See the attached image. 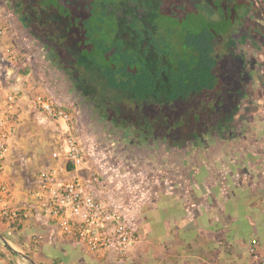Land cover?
Listing matches in <instances>:
<instances>
[{"label":"rangeland","instance_id":"rangeland-1","mask_svg":"<svg viewBox=\"0 0 264 264\" xmlns=\"http://www.w3.org/2000/svg\"><path fill=\"white\" fill-rule=\"evenodd\" d=\"M26 1L30 5L33 3L31 0H0V11L19 34L18 41L10 44L19 59L7 64L10 71L7 82L23 89L28 95V100L22 103V122L9 162L10 178L18 203H23L27 198L31 182L38 171L53 165L55 148L69 134L80 137L86 146L89 170L102 171L107 186L111 183L113 189L124 192V196L129 199L131 196L125 191L128 185L133 183V188H130L133 194L134 188L141 187L143 182L154 177L153 170L158 166L159 152L167 151L169 146L187 150L195 147L194 142L196 147L199 145V137L224 135L225 131L221 128L229 130L228 127L241 117L236 104L241 102L243 94L248 95L245 101L248 105L261 95L264 103V70H255V55L259 54V50L264 52V49H260L245 30L234 31L222 39L219 49L223 57L220 82L213 93L196 94L187 100L173 102L164 95L141 100L129 92L110 88L101 72L80 55L82 46L79 40L69 37L67 32L61 34L62 27H55L49 18V26L38 27L40 31L24 26L19 19L31 12ZM50 1L55 11L59 12L57 0ZM250 1L253 4V0ZM118 2L122 6L115 7L114 12L120 14V19L124 21L126 14L136 8L125 0ZM189 2L196 10L211 14L212 19L219 18L201 0ZM261 4L264 5V0ZM143 11L147 19H158L163 26L167 24V20L161 17L162 12L150 9L148 5ZM260 17L264 25V8ZM235 18L230 13L225 21L215 24L212 29L220 32L234 25L239 28L238 23L233 25ZM194 25L198 27L200 20L196 19ZM240 28L243 29V24ZM56 41L60 44L56 45ZM173 41L178 47L182 44L179 35H174ZM247 43L252 46L248 47ZM42 52H45V57ZM241 69L247 78H242V83L232 88L230 80ZM68 86L79 94L85 107L79 108L75 104L71 91L67 90ZM236 86L242 89L240 96L233 92ZM39 95L47 97L55 105H62L70 114L71 121L67 124L55 121L34 107L33 100ZM87 108L91 111L92 119L86 112ZM95 119L103 137L91 123ZM106 133H110L112 138H104ZM133 195L138 197L137 193Z\"/></svg>","mask_w":264,"mask_h":264},{"label":"crops","instance_id":"crops-1","mask_svg":"<svg viewBox=\"0 0 264 264\" xmlns=\"http://www.w3.org/2000/svg\"><path fill=\"white\" fill-rule=\"evenodd\" d=\"M0 28L8 29L1 54L19 34L1 11ZM261 99L240 109L242 118L224 135L199 137V145L187 150L169 146L159 152L154 177L146 183L141 177L143 184L132 191L138 197L130 193L133 183L125 189L129 199L110 183L108 194H122L140 236L124 262L95 254L31 217L16 226L0 223V234L14 249L0 242V264H28L21 253L35 264H258L249 245L253 238L264 243Z\"/></svg>","mask_w":264,"mask_h":264},{"label":"trees","instance_id":"trees-1","mask_svg":"<svg viewBox=\"0 0 264 264\" xmlns=\"http://www.w3.org/2000/svg\"><path fill=\"white\" fill-rule=\"evenodd\" d=\"M31 1V5L26 1L31 12L19 19L24 26L36 30L48 25L49 18L55 27H62L61 34L67 32L79 40L84 46H80V55L101 72L110 88L141 100L164 95L173 102L213 93L220 82L222 39L238 29L234 24L252 23L242 11L250 0H201L218 14L217 20L193 8L189 0H125L136 9L124 21L114 12L122 6L119 0H57L59 12L50 0ZM146 5L162 12L167 24L147 19ZM230 13L236 17L234 26L215 32L212 27ZM196 19L200 20L198 27ZM177 34L180 47L173 43Z\"/></svg>","mask_w":264,"mask_h":264},{"label":"built area","instance_id":"built-area-1","mask_svg":"<svg viewBox=\"0 0 264 264\" xmlns=\"http://www.w3.org/2000/svg\"><path fill=\"white\" fill-rule=\"evenodd\" d=\"M0 28V39L7 33ZM13 47H3L0 54V221L11 224L36 217L59 230L67 239L100 256L112 255L120 262L129 258L140 243L122 194H108L104 173L87 167L88 152L82 139L69 134L53 153V165L35 175L23 203L16 201L9 162L19 126L26 91L8 84V63L18 60ZM33 106L58 122L71 121L62 105H55L43 95ZM87 172V174H86ZM124 194V192H122ZM37 239V238H35ZM249 253L258 264H264V243L253 238Z\"/></svg>","mask_w":264,"mask_h":264},{"label":"flooded vegetation","instance_id":"flooded-vegetation-1","mask_svg":"<svg viewBox=\"0 0 264 264\" xmlns=\"http://www.w3.org/2000/svg\"><path fill=\"white\" fill-rule=\"evenodd\" d=\"M261 1L262 0H253V4L251 3V1L247 4L248 8L243 7L242 11H244V14L246 15V17H248V18H250L252 20V23L248 22V23L243 25V29H241L239 27L235 31L245 30L247 33L251 34V35H249V37L254 38L255 44H257V46H259V48L261 47L260 49H264V25L262 24L263 22H261L262 19L260 17L262 15L264 5L261 4ZM249 4H251L253 6L252 9L249 8ZM207 9L212 11V9L210 7H207ZM209 15L212 16L211 14H209ZM246 45H249L248 47L252 46L250 43H247ZM259 51H260L259 54L255 55V70L262 71V70H264V65H263L264 64V52H262L261 50H259ZM42 53L44 54V57H45V52H42ZM262 73L264 74V71H262ZM245 77L247 78V74L242 72V69H241L240 73H236L234 75V77L231 78V80H230L231 83H229V85L233 88L238 83L241 84L242 83L241 79L242 78L245 79ZM67 90L71 91L72 99L75 102V104L78 105L79 108H80V106L85 107L84 104H82V102L80 101L79 94L76 93L71 88V86H68ZM241 90L242 89L240 88V86H238V87L236 86V89L234 88L233 92H234L235 95H237V96L239 95L240 96ZM247 97H248L247 94H243V98L241 99V102L236 104L238 109H239V111H240V109L242 110L245 107V105H248V103L246 104V102H245L246 100H248ZM253 102H254V99H253ZM89 110L90 109L87 108L86 112L88 111L87 114L90 117V119H92L91 118V111H89ZM91 123H93V125H95L96 129H98L99 132H100L99 134L103 137V135L101 134L102 133L101 128L98 127L97 120L96 119L95 120H91ZM221 129L223 131L228 132V130L225 129V127L221 128ZM234 131L236 132V129ZM235 132H234V134H236ZM104 135L106 136V137L104 136V138H106V139H111L112 138L110 133H106ZM204 137H206V135L202 136L203 139H204Z\"/></svg>","mask_w":264,"mask_h":264},{"label":"water","instance_id":"water-1","mask_svg":"<svg viewBox=\"0 0 264 264\" xmlns=\"http://www.w3.org/2000/svg\"><path fill=\"white\" fill-rule=\"evenodd\" d=\"M0 242H2L8 249H10L11 251H14L13 247L10 245L9 241L0 234ZM21 256L27 261L28 264H35L32 259L21 253Z\"/></svg>","mask_w":264,"mask_h":264},{"label":"bare ground","instance_id":"bare-ground-1","mask_svg":"<svg viewBox=\"0 0 264 264\" xmlns=\"http://www.w3.org/2000/svg\"><path fill=\"white\" fill-rule=\"evenodd\" d=\"M24 261V260H23Z\"/></svg>","mask_w":264,"mask_h":264}]
</instances>
